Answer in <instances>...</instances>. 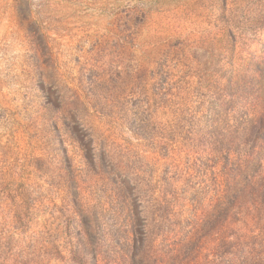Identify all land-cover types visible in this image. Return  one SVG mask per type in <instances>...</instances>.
Masks as SVG:
<instances>
[{
	"label": "trees",
	"instance_id": "trees-1",
	"mask_svg": "<svg viewBox=\"0 0 264 264\" xmlns=\"http://www.w3.org/2000/svg\"><path fill=\"white\" fill-rule=\"evenodd\" d=\"M180 64L168 54L149 79L138 77L135 89L121 93L110 87L62 92L52 77L39 78L42 123L80 148L88 183L82 192L76 172L67 174L58 210L69 258L58 238L47 252L52 258L63 264H264V55L249 62L243 77L230 63L226 83L208 63L205 109L183 104L171 74ZM120 74L108 83L117 87ZM97 82L90 85H104ZM16 245L15 237L0 235V260L40 264V255L34 262Z\"/></svg>",
	"mask_w": 264,
	"mask_h": 264
},
{
	"label": "rangeland",
	"instance_id": "rangeland-1",
	"mask_svg": "<svg viewBox=\"0 0 264 264\" xmlns=\"http://www.w3.org/2000/svg\"><path fill=\"white\" fill-rule=\"evenodd\" d=\"M168 54L181 61L171 74L185 107L205 109L208 63L226 83L230 63L243 77L264 55V0H0L1 240L15 237L18 253L29 250L34 262L63 264L47 252L58 238L69 258L58 207L70 169L74 185L82 192L88 185L80 148L42 123L39 78L52 77L62 92H130ZM116 71L122 80L114 87ZM95 124L105 129L98 118Z\"/></svg>",
	"mask_w": 264,
	"mask_h": 264
}]
</instances>
